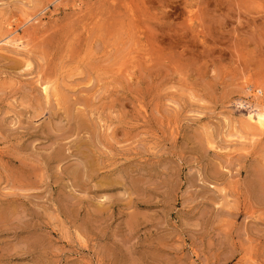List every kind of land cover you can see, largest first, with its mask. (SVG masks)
Masks as SVG:
<instances>
[{"label":"rangeland","instance_id":"obj_1","mask_svg":"<svg viewBox=\"0 0 264 264\" xmlns=\"http://www.w3.org/2000/svg\"><path fill=\"white\" fill-rule=\"evenodd\" d=\"M0 47V264H264V0H0Z\"/></svg>","mask_w":264,"mask_h":264},{"label":"bare ground","instance_id":"obj_2","mask_svg":"<svg viewBox=\"0 0 264 264\" xmlns=\"http://www.w3.org/2000/svg\"><path fill=\"white\" fill-rule=\"evenodd\" d=\"M41 18V17H40ZM29 20V19H28ZM30 22V21H29ZM9 24V23H8ZM30 26H31V24H30ZM16 27V26H15ZM10 28V27H9ZM18 30V29H17ZM17 33H15V30H13L12 28H10L9 29V31H8V33H7V35H8V37H10V40H8V41H5L6 42V44H8V43H10V44H13L14 46L15 45H17V44H19V46H21V45H23V40H22V37L21 36H17L16 35ZM6 35V36H7ZM25 38V37H24ZM30 38H31V36H30ZM29 38V39H30ZM6 39V38H5ZM25 41H27V40H25ZM12 46V45H11ZM18 46V45H17ZM25 47H26V45H25ZM1 48V47H0ZM18 48H20V47H18ZM17 48V49H18ZM2 50V49H1ZM14 51H16V49L14 50ZM19 52V51H18ZM21 52H23L22 50H21ZM251 86V85H250ZM257 86V85H256ZM247 87H249V86H247ZM246 87V88H247ZM44 90H46V87H44ZM248 90V89H247ZM255 91H257V89L255 90ZM250 93V92H249ZM254 94V93H253ZM257 94V93H256ZM253 96V95H252ZM249 102V101H248ZM255 102V101H254ZM251 103V102H250ZM248 107H250L249 105H248ZM251 107H253L251 110H249V112H247V115L245 116V118H244V123H245V126L247 127V128H250V129H252L253 130V135H255V133L257 132V131H259V132H263L264 131V109L261 107V106H259V105H257V104H252L251 105ZM244 126V127H245ZM249 133V132H248ZM252 135V136H253ZM241 136V135H240ZM251 136V137H252ZM243 138V137H242ZM246 139V138H245ZM250 139V138H249ZM248 139V140H249ZM243 141H245L244 139H242ZM250 140H252V139H250ZM249 142V141H248ZM243 143V142H242ZM247 146V145H246Z\"/></svg>","mask_w":264,"mask_h":264}]
</instances>
